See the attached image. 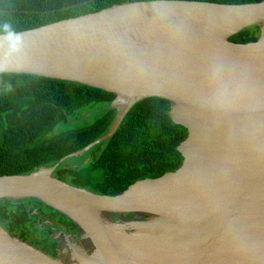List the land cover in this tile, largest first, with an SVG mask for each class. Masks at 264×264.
I'll return each instance as SVG.
<instances>
[{
  "label": "water",
  "instance_id": "1",
  "mask_svg": "<svg viewBox=\"0 0 264 264\" xmlns=\"http://www.w3.org/2000/svg\"><path fill=\"white\" fill-rule=\"evenodd\" d=\"M255 25L256 41H229ZM1 73L113 93L116 114L106 134L53 166L0 176V199H35L78 234L51 235L62 261L0 224V264H264V0L128 2L0 34ZM150 97L167 100L169 119L187 130L175 171L114 196L53 175Z\"/></svg>",
  "mask_w": 264,
  "mask_h": 264
},
{
  "label": "trees",
  "instance_id": "2",
  "mask_svg": "<svg viewBox=\"0 0 264 264\" xmlns=\"http://www.w3.org/2000/svg\"><path fill=\"white\" fill-rule=\"evenodd\" d=\"M152 0H0V34L21 32L94 13L121 3ZM247 4L262 0H185ZM259 27L249 26L229 38L254 42ZM115 95L77 82L30 74H0V176L28 174L53 166L107 133L116 111ZM169 102L150 97L135 103L115 134L83 156L59 164L53 175L96 194L114 196L135 181L157 178L182 163L176 150L187 130L168 117ZM39 204V215L31 206ZM75 225L35 199H0V224L11 236L39 247L48 239L42 221ZM49 240V239H48ZM50 241V240H49ZM53 254V253H51Z\"/></svg>",
  "mask_w": 264,
  "mask_h": 264
},
{
  "label": "flooded vegetation",
  "instance_id": "3",
  "mask_svg": "<svg viewBox=\"0 0 264 264\" xmlns=\"http://www.w3.org/2000/svg\"><path fill=\"white\" fill-rule=\"evenodd\" d=\"M38 208H39V204H37V203H33L31 206V209H33L32 212L37 214V215H39V213H40L38 211ZM132 216L133 215L125 214V215H121V216L116 215L115 217L129 218ZM52 218H54V217H50L47 220L42 221V223H41L42 227H44L45 233L48 234V239L50 241L48 239L44 240V241L40 242L39 247H36V246H34V247L43 251L44 253H46L47 255H49L52 258H56V259L64 261L65 258L62 255H60V252H59L60 244L57 243L55 240H53L51 235H53V233H55V232L64 231L67 234H72L76 239H78V234H77L76 230L75 231H71V230L69 231L68 225L60 227L58 225V221H56V219H52ZM26 242H28V241H26ZM29 243L31 244V242H29ZM51 253H53V254H51Z\"/></svg>",
  "mask_w": 264,
  "mask_h": 264
}]
</instances>
